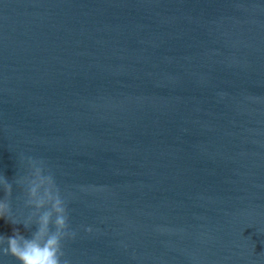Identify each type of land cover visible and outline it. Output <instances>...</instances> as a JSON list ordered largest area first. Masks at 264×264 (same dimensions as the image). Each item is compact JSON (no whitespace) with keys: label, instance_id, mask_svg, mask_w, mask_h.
Here are the masks:
<instances>
[{"label":"water","instance_id":"obj_1","mask_svg":"<svg viewBox=\"0 0 264 264\" xmlns=\"http://www.w3.org/2000/svg\"><path fill=\"white\" fill-rule=\"evenodd\" d=\"M21 155L70 194L68 264H264V0H0L13 214Z\"/></svg>","mask_w":264,"mask_h":264},{"label":"clouds","instance_id":"obj_2","mask_svg":"<svg viewBox=\"0 0 264 264\" xmlns=\"http://www.w3.org/2000/svg\"><path fill=\"white\" fill-rule=\"evenodd\" d=\"M18 167L14 183L20 189L21 210L10 211L12 185L0 175V219L21 224L26 230L34 225L35 231L30 238L17 229L8 236L0 234V264H6L5 257L12 264H68L62 260L63 243L77 236V230L68 224L70 194H62L43 160L21 155ZM84 231L92 233L93 228L84 227Z\"/></svg>","mask_w":264,"mask_h":264}]
</instances>
